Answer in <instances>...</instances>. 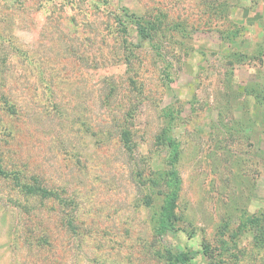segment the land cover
Wrapping results in <instances>:
<instances>
[{
    "label": "rangeland",
    "instance_id": "1",
    "mask_svg": "<svg viewBox=\"0 0 264 264\" xmlns=\"http://www.w3.org/2000/svg\"><path fill=\"white\" fill-rule=\"evenodd\" d=\"M143 16L161 28L147 40ZM1 89L15 99L5 109L0 97L2 155L67 197L78 229L42 216L54 203L24 213L0 179V264L39 260L12 238L44 227L62 264H171L166 250L190 264H264V0H0ZM121 111L134 115L131 158L84 132ZM166 197L174 231L158 216Z\"/></svg>",
    "mask_w": 264,
    "mask_h": 264
},
{
    "label": "trees",
    "instance_id": "2",
    "mask_svg": "<svg viewBox=\"0 0 264 264\" xmlns=\"http://www.w3.org/2000/svg\"><path fill=\"white\" fill-rule=\"evenodd\" d=\"M223 4H220V2H216L214 7H218L220 9H222ZM225 5V3H224ZM123 11L126 12V9L123 8ZM142 19V20H141ZM135 27H136V32L139 35V37L143 40H147L149 37H152L153 35H157L158 32L160 31V27L158 25H155L154 23L151 24L150 21L147 20L146 17H142L140 18V21H135ZM151 31V33H150ZM160 34V33H159ZM161 36V35H160ZM126 64H127V75L130 74V71L132 70V64L130 59H125ZM132 75V74H131ZM133 76V75H132ZM110 79V80H109ZM108 80V84L109 85H113V81L111 80L112 78H109ZM128 82H131L132 79H130V77L127 78ZM113 91L114 89L111 88L109 90V93H107L105 95V98H101L102 101L101 103L104 104V107H106L108 110L110 109V100H112L113 98ZM0 97L1 100L3 99V101L5 102V109L7 108H12L11 105L9 103V101H11L13 104L14 102V98L9 99V98H5V96L3 97V93H2V89L0 90ZM14 99V100H13ZM261 106H264V101L260 102ZM14 106V105H12ZM2 108V107H0ZM4 108H2L3 110ZM5 111V110H4ZM133 112H125V111H121L120 113H103L101 116L100 120H103V124L101 125V128L97 129V131H95V133L91 132L88 133L91 129V126L86 124L85 126V133L89 136H100V138H105V140H111L114 139L118 142V144L123 148L124 152L131 158L132 154H133V140H132V117H133ZM173 117L171 116L169 118V120H171ZM171 128V125L169 127V129ZM169 129H167V125L162 127V133L164 134V136H160V140H162V138H166L165 133L168 131ZM171 130V129H170ZM165 142L167 143L168 146H171L170 148V152L174 151V155L172 156L173 158L176 159V152H177V148L175 143L173 142V139L170 138L167 139V141L165 140ZM39 169V168H38ZM37 173V171H36ZM36 173H30L27 174L24 173L23 169L20 167V165L18 163H16L13 160H6V158L2 155L1 151H0V179L3 180H11L14 182V187L15 190L17 192H20L22 194V198L23 201H25L26 203H23L24 205H27L28 207L26 208V210L32 209V205L33 202L37 203L39 206L43 207V205L45 206V208H47V204H55L57 206V209L54 210L53 215L49 214V215H43L46 214V212H48V210H46L44 213H42V216H46L45 218L48 220L55 218H59L62 229H60L63 234H65L66 232L72 231L75 232L78 227L77 224L75 222L76 220V215L75 212L72 210L71 213L67 212V197H62L60 191L57 190L56 187H49L46 183L42 182V179L39 178V176ZM175 176V174L173 175ZM164 180V175L162 176L160 182H159V188L160 186H162V181ZM154 182V181H152ZM17 199V200H15ZM166 200V201H165ZM165 200L159 205V218L161 220V224L162 226L167 229V230H176V228L174 227L173 221H174V217L171 216V212H170V207H171V200L169 201V199H167V197L165 198ZM14 203L18 202L20 203V201H18V198L14 197L13 198ZM52 207V206H51ZM48 209V208H47ZM40 210V208L38 209ZM26 212H31L32 216H35L36 218L39 216V214L37 213L36 210H28L25 211ZM257 218V221H256ZM254 223H255V230L257 229V231H260V235L259 238L256 242V247H258L259 249H261L262 251L259 252L260 257L262 260H264V208L261 209L258 212V215L256 216ZM259 222V223H258ZM42 230H44L42 233H40L39 231H34V234L32 235L31 232H29L27 234L26 239L21 240L20 243L19 241L16 240L15 235L13 234V238H12V250H21L24 248V246L27 247V245L30 246L28 250L32 251L34 250L32 248L31 245H33V247L35 248V253L38 254V258L39 260H36V257L31 260V264H62L63 263V259L64 256L60 255V248H58L57 246V250L55 249V245L51 242L54 241V236H53V231H50V227H44ZM256 232V231H255ZM34 235H37L38 237L36 238V241L32 242L30 239L34 237ZM29 238V239H27ZM25 240H28L29 242L25 243ZM169 254V256L171 257L170 262L171 264H190V261L193 257V255L189 254V253H182L180 258H177V256L172 255V253L169 250H166ZM263 262V261H262Z\"/></svg>",
    "mask_w": 264,
    "mask_h": 264
}]
</instances>
